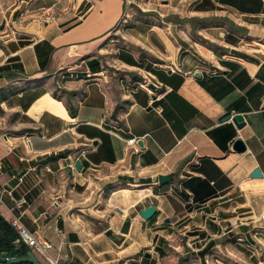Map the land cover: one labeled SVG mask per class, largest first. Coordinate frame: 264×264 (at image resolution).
<instances>
[{
	"label": "crops",
	"instance_id": "obj_1",
	"mask_svg": "<svg viewBox=\"0 0 264 264\" xmlns=\"http://www.w3.org/2000/svg\"><path fill=\"white\" fill-rule=\"evenodd\" d=\"M0 213L60 264H264V0H0Z\"/></svg>",
	"mask_w": 264,
	"mask_h": 264
},
{
	"label": "water",
	"instance_id": "obj_2",
	"mask_svg": "<svg viewBox=\"0 0 264 264\" xmlns=\"http://www.w3.org/2000/svg\"><path fill=\"white\" fill-rule=\"evenodd\" d=\"M148 87L152 91H157V87L154 84H149ZM230 119H231V116H228L226 118V121L230 120ZM234 122L237 124V126L240 129L245 126V118L241 115L236 116L234 118ZM144 144L145 143L143 140L138 141V145L141 148H144V146H145ZM235 150H237L239 152H245L246 151L245 143L241 140L236 141ZM253 177L254 178H262L263 173L261 172V170H257L253 174ZM172 181H173V176H171V175H166V176L160 177V183L161 184H169ZM156 213H157L156 207L150 206L149 208L142 211L141 215L144 219L150 220L156 215ZM23 263L43 264L41 262V260L38 258V256L32 250H30L26 256L17 257V258L16 257H10V256H7V255L0 253V264H23Z\"/></svg>",
	"mask_w": 264,
	"mask_h": 264
},
{
	"label": "built area",
	"instance_id": "obj_3",
	"mask_svg": "<svg viewBox=\"0 0 264 264\" xmlns=\"http://www.w3.org/2000/svg\"><path fill=\"white\" fill-rule=\"evenodd\" d=\"M49 21H51V18ZM148 85L149 84H146L145 86L148 87ZM128 145L129 151L140 153L141 150L138 146L137 139L129 140ZM10 224L16 228L23 243H25L31 250L37 249L40 251L45 260V264H60L59 260L52 256L53 245L51 243L40 241L36 235L27 230L18 220H13Z\"/></svg>",
	"mask_w": 264,
	"mask_h": 264
},
{
	"label": "trees",
	"instance_id": "obj_4",
	"mask_svg": "<svg viewBox=\"0 0 264 264\" xmlns=\"http://www.w3.org/2000/svg\"><path fill=\"white\" fill-rule=\"evenodd\" d=\"M29 251L30 248L22 242L16 228L0 213V253L17 258L26 256Z\"/></svg>",
	"mask_w": 264,
	"mask_h": 264
}]
</instances>
